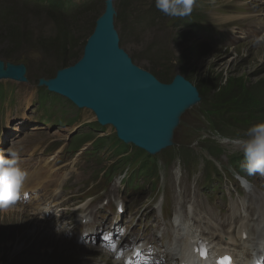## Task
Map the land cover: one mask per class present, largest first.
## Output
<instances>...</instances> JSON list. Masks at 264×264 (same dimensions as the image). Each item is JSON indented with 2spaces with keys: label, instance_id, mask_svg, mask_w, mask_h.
I'll list each match as a JSON object with an SVG mask.
<instances>
[{
  "label": "rangeland",
  "instance_id": "rangeland-1",
  "mask_svg": "<svg viewBox=\"0 0 264 264\" xmlns=\"http://www.w3.org/2000/svg\"><path fill=\"white\" fill-rule=\"evenodd\" d=\"M104 2L105 0H90L87 3L85 0H74V6L70 10V13L77 10L74 19L68 17L65 22L71 31L70 37H74L75 41L66 51V56L69 58L60 61L56 58L58 55L56 53L55 56L53 48L43 43V40L54 34L55 28L61 21L51 13H47L48 8L33 1L0 0V62L4 67L7 64H22L27 72V83L14 84L0 81L15 88L17 92L14 96L11 88L0 84V106L5 102L11 110H14L16 105L14 99L18 105L22 106L24 103L22 108L26 110L18 127L20 133L26 134L32 143L42 147L48 143L54 146L65 145L78 134V137L72 141L71 147H75L85 136V139H89L91 143L97 137H103L97 145L103 147L106 144L113 150L114 140L110 138L115 134L113 127L108 125L104 129H99L102 127L98 124L94 125L95 116L91 111L79 110L60 96L42 93L41 89L44 87L37 85L39 79L53 78L57 70L73 66L81 58L95 21L103 13ZM126 4L123 0H113L116 11L113 24L118 34L120 48L140 69L155 77L165 74L167 79H161L162 83L168 80L171 82L176 75L189 79L188 81L196 87L200 101L182 113L179 125L174 130L171 146L154 156H146L147 154L144 153L136 154V157H134V148L128 147L124 154L128 159L125 162L120 161L115 154H111L110 150L102 148L92 156L80 158V170L75 182L81 184L80 198L85 200L92 196L91 193L93 195L98 193L95 190L89 193L87 191L91 187H96L99 175L107 167L116 165L117 175L127 167L136 169L145 163L146 169L160 168L161 174L167 173L164 194L172 202L178 187L172 169L175 167L177 169L178 164L185 173L196 175L192 178L191 176L183 178L188 186H193L200 175L229 166L232 160L244 153L264 150V131L233 128L226 122L220 121L218 115L227 107L223 102L228 101L232 94L246 95L248 91L258 89L259 94L264 95V26L260 22L264 20V0H128ZM7 12L21 16L20 24L13 26L19 34L13 44L4 36L6 30L2 16ZM198 26L215 34V40L208 37L201 38L195 31ZM238 28L246 29L244 34H239L244 38L237 39L238 35L230 39L231 45L225 46V42L229 41L228 33ZM7 31L11 34L13 28ZM248 31H254L257 37L249 38L246 33ZM246 101L250 102V99L246 97ZM36 104L39 106L37 120L44 122L47 127L54 125L50 129L33 130L32 127L37 123L31 120V115L38 112ZM222 139L230 142L221 143ZM51 148L54 147L50 146L48 150ZM183 149L189 151L188 161L183 158ZM69 152L70 150H66L64 156L70 157ZM100 185L102 182H99L98 187ZM142 185L143 183H137L134 177L128 182V186L136 188ZM207 185L205 180L194 185L197 193L194 196L189 194V188L183 193L178 187L181 197L186 203L198 207V213L204 217L205 222L209 221L206 209H213V212L209 211V216L213 214L214 218H218L220 214L217 205L231 206L229 201L231 192L226 180L219 186L221 190L218 192L213 188L207 189ZM102 190L107 192V188L100 191ZM135 198L133 193L125 196L123 208L130 216L139 213L138 225L147 220L152 209L150 206L146 207L145 203L144 206H138V202L130 204ZM197 202H201L204 207L199 208L200 204H196ZM12 205L8 207L12 208ZM17 205L21 204L16 202L13 206ZM82 205L74 204L70 212L61 219L73 220L75 209ZM8 207L0 210V264H50L48 261H43L45 250L49 248L42 247L40 242L42 237L37 240L31 238L23 240L25 247L21 253L16 251V247H21L22 242L13 235L12 229L6 227L8 238L3 239L7 232L3 227L7 214L2 210ZM27 209L31 210V208ZM227 213L232 211L227 210ZM224 216L226 214L221 218ZM227 218L232 219L230 215ZM41 223L48 224L45 220ZM28 227L31 226L28 224ZM210 228L213 229L212 226ZM55 230L57 233L60 231ZM24 234L28 238L29 230ZM60 235L64 242L61 243L72 246L71 252L86 248L73 242L72 234L66 235L63 232ZM50 239L55 242L60 240L56 235ZM100 250L105 251L103 248H94L87 254L96 257ZM67 251H70V248H67ZM62 253L63 251L60 255L64 258L54 259L51 264H76L77 258ZM93 261L103 263L102 260Z\"/></svg>",
  "mask_w": 264,
  "mask_h": 264
},
{
  "label": "water",
  "instance_id": "water-1",
  "mask_svg": "<svg viewBox=\"0 0 264 264\" xmlns=\"http://www.w3.org/2000/svg\"><path fill=\"white\" fill-rule=\"evenodd\" d=\"M113 0H105L81 58L59 69L53 79H39V86L58 94L79 109H90L100 126L112 125L123 144L156 154L172 145L171 130L182 113L196 101V87L182 75L162 83L133 64L119 46L114 28ZM20 64L0 62V79L26 82Z\"/></svg>",
  "mask_w": 264,
  "mask_h": 264
},
{
  "label": "bare ground",
  "instance_id": "bare-ground-1",
  "mask_svg": "<svg viewBox=\"0 0 264 264\" xmlns=\"http://www.w3.org/2000/svg\"><path fill=\"white\" fill-rule=\"evenodd\" d=\"M261 1V0H259ZM64 3V1H63ZM116 15V14H115ZM262 22V25L264 26V20L260 21ZM201 31H206L208 30L201 29L200 27H197ZM199 94V93H198ZM200 98V97H199ZM200 99L196 101L194 104L189 106L186 110L191 109L193 106L197 105L199 103ZM69 102V101H68ZM185 110V111H186ZM181 117V116H180ZM180 121V118H179ZM179 121H177L176 126L171 130L172 136L175 134L174 130L176 127L179 125ZM38 130V129H37ZM220 137V136H219ZM221 143L225 142H230L226 141L225 139H222ZM13 142H18L14 140ZM16 145V144H14ZM77 145V144H76ZM82 143L78 142V147L81 146ZM85 150H88V147L85 148ZM84 149H79L77 154L79 153H85ZM70 155L71 157H74L76 155V147H72L70 150ZM65 164L68 166H71L72 164L68 162H61L59 164L58 169L53 171V175L50 177L55 179L53 186H51L47 190H43L42 194L39 193L40 196V205L43 206V208H35L28 210L26 207L23 205H17L16 207L13 206L15 203H13L12 208L8 207L5 210V213L7 214L4 219V224L3 227L4 229L7 230L5 233V236L3 239L6 240L8 238V228L12 229L13 235L22 242L21 247H16V251L22 252L24 250V241L25 239H35L37 240L39 237H42V240L40 241L42 244V247H48L49 249L46 251L45 250V256H44V262L48 261L50 264L51 262L56 259L60 260L63 256L60 255V252L63 251L62 254L65 256H70L77 258L76 264H99L98 262H95L93 260L99 261L102 260L103 263L100 264H120L118 260H116L111 254L107 255L105 251H98L97 256L93 257L88 255L89 253V247L87 248H81L78 251H72L71 252V245L68 244H63V240H61V235L60 233H65L67 229H65V224L64 219H61L60 217L63 214H68L66 211L60 212L56 216L53 214V209L51 207H45L46 201L48 202H53V198L56 193H54V190H66L65 186H67V192L68 193H77L78 190L73 182V179H75V176L72 174V178H70V175L66 173L65 171H68V169L65 168ZM75 172H79L77 167H71ZM50 172V171H49ZM32 178V177H30ZM56 181V182H55ZM39 190V189H38ZM44 197H43V196ZM108 196H112V193L107 194ZM10 205V206H11ZM51 205V204H50ZM60 208L62 209H69L71 206L66 205L65 202H62L61 205H59ZM201 207V205L199 206ZM88 206L84 207L83 209L86 211ZM82 209V210H83ZM175 210L177 211V214H179V211L177 210V207H175ZM101 213L99 209H96L94 214ZM233 213V212H232ZM40 217H39V216ZM209 216V215H208ZM104 220L103 225L107 224H113L114 221L109 219L110 214L107 216ZM54 218V219H53ZM174 226H177V238L174 241V248L169 250V258L172 261H179L180 263H187V264H205L200 261V263L197 262L196 258L191 254L189 250V245L196 241L197 243L199 242V239H197L200 236H204V240L207 242V246L209 248V253L214 254L216 252H226V253H231L237 264H242L245 261V258L247 254L249 253L250 250L256 249L257 252L262 255L264 252V219L261 221L262 218V213H258L257 216L254 218H250V225H244L241 224L237 229H235V222L232 223V225L229 227L230 223L227 219V216H224L223 218H219L218 220H215L212 218V216H209L211 222L204 223V227L209 230L206 234L204 232L198 231L197 229H193V227L186 225L184 223V220L180 219L179 216L174 215ZM7 219V220H6ZM191 221L193 225L199 226V224L202 221L201 216H197L196 214H193L191 216ZM45 220L48 224L43 225L41 221ZM59 221V223L57 222ZM83 221L86 224H89L91 220L88 218V215H85L83 218ZM220 223L221 225H218ZM28 224L31 227H28ZM47 225V226H46ZM92 225V224H91ZM212 226L213 229L210 228ZM49 229H48V228ZM55 227H57V230H60L59 233L56 232ZM250 227V228H249ZM62 228V229H61ZM226 228H229V231H226V237H220L218 233L224 232ZM27 229V230H26ZM29 230L30 236L27 238L25 236V231ZM218 232V233H217ZM247 234L246 238L243 239L242 234ZM53 235L59 236V241L55 242L50 239ZM217 238L222 240V244H218L219 241H215ZM218 240V239H217ZM61 241L63 243H61ZM73 241V238H72ZM64 245V247H62ZM223 246V247H222ZM240 246H243L244 249L247 251L246 253H240L238 249ZM67 248H70V251H67ZM59 250V251H58ZM110 257V258H109ZM64 258V257H63ZM81 259L80 261H78ZM93 259V260H92ZM117 261V262H116ZM57 262V261H54ZM249 264L250 261H247Z\"/></svg>",
  "mask_w": 264,
  "mask_h": 264
},
{
  "label": "trees",
  "instance_id": "trees-1",
  "mask_svg": "<svg viewBox=\"0 0 264 264\" xmlns=\"http://www.w3.org/2000/svg\"><path fill=\"white\" fill-rule=\"evenodd\" d=\"M30 2H35L36 4L42 5L43 7L48 8L46 11L47 13H51L55 16L59 21V25L55 28L54 34L50 37H47L43 40V43L47 44L49 47L53 48V52L60 61H66L69 57L66 56V51L71 48L72 44L75 41L74 37H70V29L66 25V18H73L76 14V11L70 13L71 8L74 6V0H28ZM64 1V3H63ZM90 0H85L87 3ZM128 0H123V3H126ZM86 6V5H85ZM79 10V9H78ZM4 25H5V38H7L12 44L18 39V33L15 30V25L20 24L21 16L16 13L7 12L4 14ZM1 17V18H2ZM15 26V27H13ZM13 28L11 34H8L7 30ZM204 29V28H201ZM92 31L90 32V35ZM7 34V35H6ZM89 35V36H90ZM156 78L162 82L164 79H167L165 74H161L160 76H156ZM187 79V78H186ZM189 80V79H187ZM169 81V80H168ZM166 83H169V82ZM246 97L250 99V102L246 101ZM227 104V107L224 108L223 112H219L218 115L220 116V121H224L229 124L231 127L240 130L255 129L257 131H264V95L261 96L259 94L258 89H254L248 91L247 94H235L230 95V99L228 101L223 102ZM98 141L101 140L97 139ZM114 140V147L113 152L115 155L120 156L127 152V148L123 143H120L116 137L113 138ZM83 142V140L81 141ZM136 154H141L140 150H135ZM189 151L183 149V158L188 157ZM124 159V157H123ZM127 160V157L126 159ZM115 168V167H113ZM114 170V169H113Z\"/></svg>",
  "mask_w": 264,
  "mask_h": 264
}]
</instances>
